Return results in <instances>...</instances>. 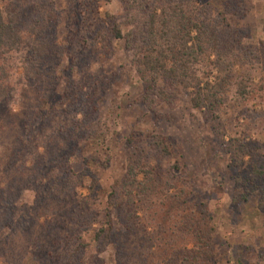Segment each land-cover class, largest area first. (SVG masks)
<instances>
[{"label":"rangeland","instance_id":"1","mask_svg":"<svg viewBox=\"0 0 264 264\" xmlns=\"http://www.w3.org/2000/svg\"><path fill=\"white\" fill-rule=\"evenodd\" d=\"M207 1L224 12L234 30L232 37L241 34L242 44L262 47L264 0ZM125 2L4 3L24 15L19 20L22 28L28 34L34 28L32 37H38L40 48H46L37 55L39 63L32 57L23 61L24 53L2 55L8 59V82L13 90L0 113V168L17 145L20 123L39 106L38 127H42L35 136L30 130L31 152L38 148L41 161L47 152L55 159L70 143L71 154L62 171L70 168L82 184L69 191L62 205L43 202L45 216L57 218L55 207L66 211L67 218L58 223L67 224L69 235L76 229V242L81 239L87 245L83 263L92 264L96 258L101 264L124 262L119 229L128 217L132 231L123 239L124 246H133L136 255L148 237L155 242L160 237L185 240L182 224L192 213L210 218L214 264H264V177L251 172L253 166L264 164V105L256 99H237L230 84L225 106L212 115L193 107L192 87L185 91L180 83L168 85L159 79L157 87L171 94L172 102H156L151 108L142 99L145 83L131 64L132 51L110 31L111 17L124 33L131 28ZM251 63L247 70L252 68L255 81L257 66ZM235 70L242 74L240 68ZM197 77L203 76L197 73ZM51 162L53 174L59 173L58 160ZM129 162L141 166L149 179L145 193H132V203L123 188ZM143 176L139 173L138 179ZM32 201L33 194L23 191L16 203L31 205ZM107 214L118 234L113 237L114 245L103 247L95 240L94 229L105 222ZM76 216L82 217L80 224H76ZM39 222L46 225L43 217ZM58 233L64 238L68 235L66 229L54 232ZM12 241L1 245L6 258H0V264H36L24 244ZM29 248L33 250L32 245Z\"/></svg>","mask_w":264,"mask_h":264},{"label":"trees","instance_id":"2","mask_svg":"<svg viewBox=\"0 0 264 264\" xmlns=\"http://www.w3.org/2000/svg\"><path fill=\"white\" fill-rule=\"evenodd\" d=\"M8 1L0 0V61H4L0 65V113L13 90L8 82V59L2 55L10 57L11 53H24L26 56L22 55L23 61L29 62L31 57L37 61V55L46 48L44 45L40 48L41 40L32 37L34 28L30 34L22 28L19 20L24 15L17 9L4 6ZM198 2L200 6L195 5ZM125 3L131 28L124 33L120 24L111 20V17L110 31L114 38L123 39L124 47L132 51L131 64L145 83L142 99L151 108L156 102H172L171 94L157 87L159 79L168 85L180 83L185 91L192 87L194 92L190 94V101L193 107L205 109L212 115L225 106V94L230 84L233 96L237 99L244 102L256 99L264 105V44L253 49L242 44L241 34L232 37L235 35L234 30L225 21L223 11L210 5L207 0H126ZM50 35H53V30ZM230 39V43L224 41ZM248 63L257 66L255 81L251 74L252 68L249 66L250 71L247 70ZM235 68H240L242 74L236 73ZM197 73L203 77H197ZM211 76L213 80H210ZM40 112L39 106L38 109L34 108L30 118L20 123L21 134L15 140L17 145H14L3 168H0V258H6L1 245L13 239L11 243L25 245L36 264H70L71 261L72 264H85L82 258L87 245L81 239L76 242L74 234L78 231L75 229L69 235L67 224L62 221L58 223L62 217L67 218L64 215L66 211H57L55 207L53 211L57 218L48 220L49 216H45L47 212L43 202L52 200L59 205L66 200L69 191L82 184L80 176L75 177L70 168L62 171L71 154L68 149L70 143L59 151L55 159L52 153L47 152L41 161L38 159V148L31 152L30 130L35 136L42 127H38L41 124ZM45 117L47 115L43 119ZM240 150H243L242 147ZM27 159H30L29 165L26 164ZM52 159L58 160L59 173L53 174L55 166L51 167ZM251 172L263 178L264 164L253 166ZM139 173H143V180L138 179ZM125 179V195L128 203H132V193H145L149 179L141 166H134L130 162ZM236 179L239 181V178ZM23 191L33 194L31 205L24 203L18 206L16 203ZM261 201L264 209V200ZM42 217L46 225L39 222ZM129 220L130 217L127 218L128 222H121L119 229V250H124L125 264H131L132 261L133 264H214L209 241L212 227L208 216L199 217L190 213L186 216L185 225L182 224L185 240L175 242L160 237L155 242L148 237L141 242L136 255L133 246H124L123 239L126 240L132 231ZM75 222L80 224L82 217L76 216ZM60 229L67 230L66 238L59 236V233L54 234ZM94 232L95 240L103 247L105 244L114 245L113 237L118 234L109 214ZM31 245L33 250L29 248ZM92 264H101V260L96 258Z\"/></svg>","mask_w":264,"mask_h":264}]
</instances>
